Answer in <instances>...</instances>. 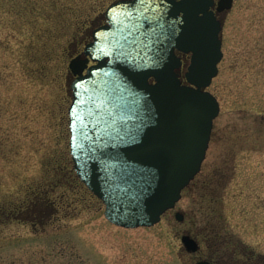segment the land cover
Here are the masks:
<instances>
[{"label": "rangeland", "instance_id": "obj_1", "mask_svg": "<svg viewBox=\"0 0 264 264\" xmlns=\"http://www.w3.org/2000/svg\"><path fill=\"white\" fill-rule=\"evenodd\" d=\"M114 1L0 0V264H196L210 258L215 209L264 252L260 216L258 230L247 228L241 208L259 201L242 177L264 171V0H235L222 15L224 57L208 87L221 112L202 170L158 224L137 228L106 218L69 145V63Z\"/></svg>", "mask_w": 264, "mask_h": 264}, {"label": "water", "instance_id": "obj_2", "mask_svg": "<svg viewBox=\"0 0 264 264\" xmlns=\"http://www.w3.org/2000/svg\"><path fill=\"white\" fill-rule=\"evenodd\" d=\"M213 3H115L107 13L110 26L95 30L85 49L97 64L84 74L88 58L70 62L77 75L69 109L74 167L117 225L158 223L202 168L220 112L206 88L224 54ZM232 5L233 0L219 2L220 10ZM176 49L192 52L189 85L179 77ZM177 218L184 215L178 212ZM182 240L197 251L190 235Z\"/></svg>", "mask_w": 264, "mask_h": 264}, {"label": "flooded vegetation", "instance_id": "obj_3", "mask_svg": "<svg viewBox=\"0 0 264 264\" xmlns=\"http://www.w3.org/2000/svg\"><path fill=\"white\" fill-rule=\"evenodd\" d=\"M218 1L219 0H215V5L212 6L211 9L215 11L219 18H222L224 11L219 10ZM103 23H106V18ZM182 56L185 57V55ZM215 129L216 125H214L212 138L214 137ZM220 173H222V169L219 168L217 170L216 183L214 181L217 185H219L224 178ZM261 173L262 175L256 177H242V179H244V183L242 184H248L251 188L254 187L253 189H255V191H258L257 197L259 201L257 202L255 199H251V204L249 205L251 207H244L242 205L241 208L248 209V214L243 217L244 226L247 228L253 227V230H258L257 222L259 215L260 228L264 232V171ZM238 179L239 178H236V180ZM254 183H258V186L255 187ZM251 194L254 195L256 192H249V196ZM214 199L217 202H220V196H216ZM213 211L214 214H216V218L214 220V229H212L211 235L213 238L212 251L210 258L207 257L204 259L209 260L211 264H264V252H262L260 248L258 249L256 245H253L252 247V244L243 241L238 233L240 231L235 233L233 230H228L226 223L222 222V219H225V217L221 210L215 209ZM200 250L201 246L198 252ZM194 254H197V252Z\"/></svg>", "mask_w": 264, "mask_h": 264}, {"label": "trees", "instance_id": "obj_4", "mask_svg": "<svg viewBox=\"0 0 264 264\" xmlns=\"http://www.w3.org/2000/svg\"><path fill=\"white\" fill-rule=\"evenodd\" d=\"M27 4H28V2L25 3V7H26V8H27ZM24 11H25V12H28L29 10L25 9ZM17 13H18V12H16V14H17ZM43 198H44V197H43ZM50 202H51V201H50ZM50 204H51V203H50ZM44 215H46V214H44Z\"/></svg>", "mask_w": 264, "mask_h": 264}]
</instances>
